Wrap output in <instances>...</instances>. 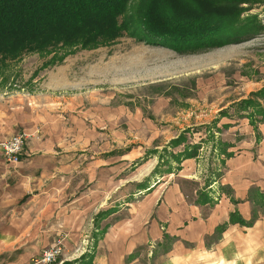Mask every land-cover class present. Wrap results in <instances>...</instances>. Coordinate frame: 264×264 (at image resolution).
<instances>
[{
	"label": "rangeland",
	"instance_id": "1",
	"mask_svg": "<svg viewBox=\"0 0 264 264\" xmlns=\"http://www.w3.org/2000/svg\"><path fill=\"white\" fill-rule=\"evenodd\" d=\"M238 7V17L225 25L224 38L213 45L176 51L124 34L111 44L70 53L53 66H43L46 57L26 54L12 67L6 82L0 81V91L36 93L54 69V79L64 81L65 87L58 89L64 95L88 91L110 95L111 108L119 111L113 112L111 122L113 154L122 158L116 162L121 165L120 188L111 203L119 209L122 200L138 201L144 191H138L137 182L147 179L145 185L153 186L164 176V180H176L188 202L211 206L221 192L230 193L218 182L211 184L224 173L223 138L238 137L226 130L233 123L253 125L252 120L259 118L251 107L240 106V101L252 98L264 107V94L252 95L264 89V0H245ZM187 158H194L191 166ZM193 164L194 174L186 175ZM252 204L264 216V206ZM109 208L91 215L92 225L85 234L88 248L94 237L106 231L105 221L115 212ZM101 211L106 213L98 217ZM218 233L215 228L205 236L206 247L217 242ZM228 235L212 249L187 243V252L176 258L164 252L176 236L163 231L161 242L137 249L136 254L142 255L136 264H264V220L251 229L237 227ZM63 252L51 264H78L74 250L66 255L69 259L59 262Z\"/></svg>",
	"mask_w": 264,
	"mask_h": 264
},
{
	"label": "crops",
	"instance_id": "2",
	"mask_svg": "<svg viewBox=\"0 0 264 264\" xmlns=\"http://www.w3.org/2000/svg\"><path fill=\"white\" fill-rule=\"evenodd\" d=\"M54 72L47 73L36 93L0 91V142L16 132L28 135L17 163H7L0 149V264H39L34 260L40 251L59 236L64 239L59 262L72 250L80 256L88 248L91 215L103 208L115 212L105 221L91 264H136L142 255L137 249L161 242L163 231L176 236L165 254L179 258L187 243L212 249L237 227L251 229L264 220L246 199L250 187L264 192V121L256 127L233 123L226 130L238 137L223 138L226 146L219 149L229 156L222 158L224 173L211 184L218 182L230 193L221 192L211 206L188 202L176 180L163 176L153 186L138 188L144 191L138 201L122 200L118 209L111 197L120 188L116 162L122 158L113 154L111 122L119 111L111 108L108 94H62L58 89L64 81L54 79ZM190 170L186 175L194 174V164ZM253 209L257 213L250 225L229 222L234 212L250 220ZM225 222L217 242L207 248L205 236Z\"/></svg>",
	"mask_w": 264,
	"mask_h": 264
},
{
	"label": "trees",
	"instance_id": "3",
	"mask_svg": "<svg viewBox=\"0 0 264 264\" xmlns=\"http://www.w3.org/2000/svg\"><path fill=\"white\" fill-rule=\"evenodd\" d=\"M244 1L0 0V81L6 82L12 67L26 54L46 57L43 66H53L70 53L111 44L124 34L146 44L167 45L176 51L210 46L224 38L225 25L238 17L241 11L238 4ZM263 94L262 88L252 95ZM239 105L254 109L255 117L259 116L252 120L255 127L258 121H264V107L257 100L247 98ZM255 138L258 141L259 135ZM146 180L137 182L136 187H148ZM246 199L264 206V192L256 187L249 188ZM106 211L99 212L98 217ZM255 216L253 209L250 220L236 212L230 213L228 219L230 223L250 225ZM226 224L218 225L216 232ZM163 237L168 236L163 234ZM93 239L77 258L78 264L92 263L100 236Z\"/></svg>",
	"mask_w": 264,
	"mask_h": 264
},
{
	"label": "built area",
	"instance_id": "4",
	"mask_svg": "<svg viewBox=\"0 0 264 264\" xmlns=\"http://www.w3.org/2000/svg\"><path fill=\"white\" fill-rule=\"evenodd\" d=\"M28 135L25 132H16L8 136L5 140L0 142V149L3 159L8 163H17L24 147L26 145ZM62 236H59L55 241L44 247L34 261L39 264L54 263L64 249V242Z\"/></svg>",
	"mask_w": 264,
	"mask_h": 264
}]
</instances>
